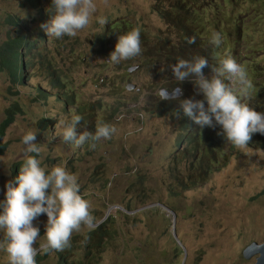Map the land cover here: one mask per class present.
<instances>
[{
    "label": "rangeland",
    "instance_id": "rangeland-1",
    "mask_svg": "<svg viewBox=\"0 0 264 264\" xmlns=\"http://www.w3.org/2000/svg\"><path fill=\"white\" fill-rule=\"evenodd\" d=\"M35 2L33 7L25 0H0V43L8 33L19 30L6 23L8 16L18 18L32 40L43 38L34 55L23 61L22 82L12 84L6 71L0 70V122L11 104L17 103L22 110L2 138L7 148L0 155V200L6 182H14L16 163L36 155L25 152L23 135L38 130V159L46 171L66 166L78 177L80 194L91 203L95 223L113 217L116 235L105 248H97L94 264H253L255 256L246 260L243 250L252 242H264L262 134H252L246 149H237L224 139L215 146L220 155L202 150L192 154L181 144L180 120L159 110L157 93L176 82L167 68L173 63L161 54L179 43L183 29L190 28L179 24V10L174 8L182 9L190 19L192 8L208 7L209 13L201 10L195 24L196 32L202 35L199 56L218 66L225 58L223 49H215L210 39L214 32L222 37L226 34L219 24L211 26L214 11L230 25H235L236 16L242 13L239 19L249 45V39H260V32L264 36V0H94L97 12L93 23L74 38L60 39L47 37L41 27L39 13L50 9L51 0ZM101 18L107 23H99ZM120 21L127 27L118 31L117 37L129 28L140 29L142 54L113 65L107 59L117 38L100 40ZM201 23L206 25L203 29ZM58 40H62L59 47ZM241 49L243 43L236 45L230 56L246 68L250 80L256 81L250 89V97L255 95L253 103H263L264 74L257 68L264 63V55L254 61ZM184 50L192 59L199 52L188 46ZM49 65L52 69H47ZM205 71L211 74L210 69ZM53 79L58 87L51 83ZM181 84L193 86L191 80ZM65 98L72 99L65 102ZM243 99L248 103L249 96ZM74 115L83 117L78 134L85 130L94 133L105 123L115 126L117 132L111 139L95 142V147L92 141L79 147L65 144L58 135L49 142L47 137L60 133L63 123ZM42 119L51 122L49 127H44ZM214 128L221 132L219 125ZM198 168L202 177L194 186L189 178L199 172ZM46 222V214L34 221L41 233L37 247L45 242ZM87 229L83 226L73 234L72 258L83 253L82 237ZM57 254L49 252L39 264H58ZM38 255L43 256V252ZM0 264H7L3 250Z\"/></svg>",
    "mask_w": 264,
    "mask_h": 264
},
{
    "label": "clouds",
    "instance_id": "clouds-1",
    "mask_svg": "<svg viewBox=\"0 0 264 264\" xmlns=\"http://www.w3.org/2000/svg\"><path fill=\"white\" fill-rule=\"evenodd\" d=\"M50 7V19L41 27L47 37L56 39L76 37L93 23L97 12L94 0H51ZM239 16L243 17V14L235 18V25L230 29L231 39L236 38L239 27L246 31ZM221 18L224 20L223 16ZM98 22L107 23L104 18ZM181 41L182 37L179 43ZM223 42L219 32L212 34L210 43L214 47L219 48ZM188 43L194 44L195 39L190 38ZM141 54L140 29L134 28L117 37L114 50L107 60L118 65ZM167 68L171 70L177 84L191 80L196 94H202L204 99L187 98L185 94L183 96L180 86H168L158 90V100L178 102L183 116L201 129L219 125L221 132L218 135H222L237 149H246L252 134L264 135V112L256 111L244 102L243 98L250 95L253 84L246 68L233 56H225L218 66L210 65L204 56H196L191 60L181 58ZM206 68L210 69L211 74L205 71ZM162 71H165V67ZM175 115L177 119L181 118L179 111ZM82 120L81 115L72 116L63 123L60 133L47 137V140L51 142L58 135L65 144L79 147L92 141L91 146L95 147V142L111 139L117 132L115 126L105 123L98 126L94 133L85 130L78 134L77 127ZM37 132L29 131L23 135L25 152L36 155L28 156L14 182H6L4 198L0 200V233L3 234L0 250L7 254V264H37L36 257L41 252H62L71 246L73 234L79 233L83 226L89 229L96 226L92 205L80 194L78 177L68 171L66 166L57 165L46 171L41 165ZM42 214L47 216L43 234L45 242L37 247L41 233L34 221Z\"/></svg>",
    "mask_w": 264,
    "mask_h": 264
},
{
    "label": "trees",
    "instance_id": "trees-1",
    "mask_svg": "<svg viewBox=\"0 0 264 264\" xmlns=\"http://www.w3.org/2000/svg\"><path fill=\"white\" fill-rule=\"evenodd\" d=\"M27 3L31 4L33 7H36L35 0H25ZM217 1V0H216ZM201 3V1H200ZM179 10V17L177 18L180 25L188 26L189 29L185 28L180 33V36L182 37V41L178 44L171 45L170 47L166 48L167 53L163 52L161 54V57H165L166 60L170 63H175L179 59H192L191 55L187 50H184V47H190L194 49L196 52H198L197 56L201 54L202 47V35L196 32L195 24L196 22H199L201 18V10L204 14L209 13L208 7H204L203 9L200 8V6H197L196 10L193 11L192 8V18H187L185 15V12L180 8H174ZM51 14V7L50 9L44 13L43 11H40V22L42 24H46L50 19ZM222 16H218V12L214 11V17L211 23V26L217 27L216 25L219 24L220 28L223 30V33L226 34V37H223L226 40V43H223L221 45L223 56L231 55L233 52H236L235 48L236 45L243 43V52H248L249 56L255 58L257 56L264 55L263 46V35L260 32V39L258 41L252 42L249 37V45H247L246 41L244 40V30L239 27L236 38L232 41L231 40V32L230 29L233 28V25L227 24L222 18ZM221 20V21H219ZM224 21V22H223ZM6 23L10 24L11 26H18L19 30L16 32H10L7 34L4 41L0 43V70L6 71L7 75L10 78V81L12 84L17 85L19 82L23 81V70H24V59H27L28 56L34 55V50L39 46L40 43H42L43 38L42 36L39 38V40L34 39L32 40L26 32H24V28L21 26V23L18 18H13L12 16H8L6 19ZM210 23V22H209ZM205 24L206 20H205ZM201 28L203 29L206 25L200 24ZM124 27H127V23L125 21L114 22L112 26L109 28V32L107 35L101 39V42H104L109 36H111V41L116 40L117 38V32L122 31ZM238 27V26H237ZM132 30L133 28H129ZM127 32V30H125ZM190 38L195 39L194 44L188 43V40ZM62 40L57 41L58 47L61 45ZM111 45V44H110ZM109 45V47H110ZM211 49H213L211 47ZM215 49H217L215 47ZM110 50V48H109ZM28 60V59H27ZM26 68L29 67L30 63L29 61L25 62ZM47 69H52L51 65L47 67ZM258 70L261 71L262 74H264V63L258 66ZM252 70V69H251ZM253 71V70H252ZM256 74L258 72L254 70ZM253 75H251L252 77ZM252 84H255L256 81L251 79ZM51 83L58 87V84L54 82V79L51 80ZM193 86L190 84H177L176 82L167 85L170 86L169 88H175V87H181L183 89L184 94L187 98H195L199 100H203L204 97L202 94L197 95L196 94V88L194 84ZM60 87H64V83L60 84ZM13 95H16V92L12 93ZM255 96V95H254ZM250 97L248 104H250L253 108H255L256 111L264 112V102L263 103H253L252 99L254 98ZM60 96L57 95V98ZM69 99L72 98H65L64 101L67 102ZM160 108L159 110L161 112H166V115L168 114L172 118L176 117L175 113L180 112L181 118L180 124L182 125V145L185 144V149H189L190 153L199 152L202 150L203 152H216L218 153V150L215 149V146L219 143H222L224 141V137L222 135H218V131L216 128H208L204 127L203 129L200 128L199 125L195 124L193 121L188 119L187 117L183 116L182 110L179 108V103H168L166 101H160ZM205 106L206 101H205ZM22 112L21 108L17 103L11 104L9 107H7L4 111V119L0 122V155L3 154L7 148V144L2 142V138L4 137L5 130L14 122L15 116L20 114ZM177 118V117H176ZM42 123L46 124L44 127H49L51 124L50 121L46 119H42ZM263 141H264V135H262ZM221 153H218L220 155ZM221 158V157H220ZM23 162L16 163V169L14 171L13 179L18 175V170L20 167L23 166ZM212 164V163H211ZM210 164V165H211ZM199 169V168H198ZM198 169L195 171L197 172ZM199 174V175H197ZM196 175H194L193 178H189V182L191 185L197 186L194 181L201 179L202 177V171L199 169V172ZM182 185V182H180ZM185 186V185H182ZM145 207V204L143 205ZM129 212L133 210L126 209ZM150 212H157L156 210H151ZM120 214V213H119ZM147 213H142V215H146ZM95 227L91 229H87L85 231L84 236L82 237L83 242V253L76 257L72 258L71 256L74 255V245L73 241L75 238H72L71 240V246L67 249H65L62 252H57L58 254V264H94L96 261V253L97 248H105L106 245L113 239V236L116 235V232L113 230L114 226V220L113 217H107L104 221H98L95 223ZM176 251L180 253V249L176 248ZM42 253V252H41ZM48 253H43V256L37 255L36 261L37 264H39L45 256H47ZM70 258V260H69Z\"/></svg>",
    "mask_w": 264,
    "mask_h": 264
},
{
    "label": "water",
    "instance_id": "water-1",
    "mask_svg": "<svg viewBox=\"0 0 264 264\" xmlns=\"http://www.w3.org/2000/svg\"><path fill=\"white\" fill-rule=\"evenodd\" d=\"M162 208L173 214V212L167 209L166 207ZM252 256H255V262L253 264H264V242H252L243 250L244 259L247 260Z\"/></svg>",
    "mask_w": 264,
    "mask_h": 264
},
{
    "label": "bare ground",
    "instance_id": "bare-ground-1",
    "mask_svg": "<svg viewBox=\"0 0 264 264\" xmlns=\"http://www.w3.org/2000/svg\"><path fill=\"white\" fill-rule=\"evenodd\" d=\"M131 73V72H130ZM183 144V143H182Z\"/></svg>",
    "mask_w": 264,
    "mask_h": 264
}]
</instances>
